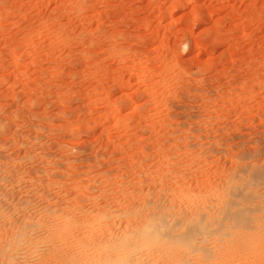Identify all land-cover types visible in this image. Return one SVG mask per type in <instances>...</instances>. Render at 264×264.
<instances>
[{
    "label": "rangeland",
    "instance_id": "1",
    "mask_svg": "<svg viewBox=\"0 0 264 264\" xmlns=\"http://www.w3.org/2000/svg\"><path fill=\"white\" fill-rule=\"evenodd\" d=\"M136 263L264 264V0H0V264Z\"/></svg>",
    "mask_w": 264,
    "mask_h": 264
},
{
    "label": "bare ground",
    "instance_id": "2",
    "mask_svg": "<svg viewBox=\"0 0 264 264\" xmlns=\"http://www.w3.org/2000/svg\"><path fill=\"white\" fill-rule=\"evenodd\" d=\"M133 232V231H132ZM146 236V235H145ZM144 236V237H145ZM100 239V238H99ZM153 239V238H152ZM111 240V239H110ZM151 240V239H150ZM115 241V240H114ZM106 242H107V240H106ZM148 243V242H147ZM158 243V242H157ZM160 243V242H159ZM124 245V244H123ZM149 245V244H148ZM152 245V244H151ZM136 246V245H135ZM114 248V247H113ZM113 251V250H112ZM144 251V250H143ZM84 252V251H83ZM89 253V252H88ZM97 254V253H96ZM122 254V253H121ZM117 255V254H116ZM124 255V254H123ZM129 255V254H128ZM145 256V255H144ZM172 256V255H171ZM123 257V256H122ZM108 258V257H107ZM112 259V258H111ZM137 259V258H136ZM134 260V259H133ZM94 261V260H93ZM130 261V260H129ZM128 262V261H127ZM150 263V262H149ZM137 264V263H136Z\"/></svg>",
    "mask_w": 264,
    "mask_h": 264
}]
</instances>
